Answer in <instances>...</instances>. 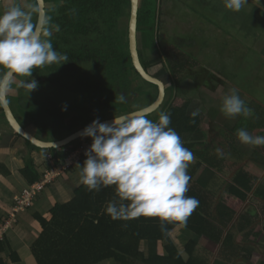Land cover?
<instances>
[{"label": "trees", "instance_id": "16d2710c", "mask_svg": "<svg viewBox=\"0 0 264 264\" xmlns=\"http://www.w3.org/2000/svg\"><path fill=\"white\" fill-rule=\"evenodd\" d=\"M110 1L113 4L116 2L114 0ZM121 1L118 2V10L120 9L119 6L124 3ZM126 4V13H129V1ZM156 5L157 0H144L143 9L140 11L143 14L142 23L144 26H153L156 23ZM262 13L259 10L256 14ZM258 20L260 19L255 17L252 23L254 24L252 26H255V28H259V25L256 23L259 22ZM143 41L146 49H157L154 28L144 30ZM120 49L122 48L120 47ZM128 61L129 53L127 50L121 51L119 56L114 59V63H118L121 66H127ZM152 62L154 64L159 62L158 64L168 72L171 79L177 80V82L179 81L178 76L181 73H184L188 67L194 68L195 66L194 59L190 55H185L183 50L178 48L175 50H164ZM251 82L246 84L245 88H235L240 92L243 91L242 93L248 96V100L243 101L247 107L253 110V115L247 118L241 115V121L234 128L231 135L236 136L239 129H264V101L258 103L255 101V98H252L253 93L249 91ZM190 103V100L180 106L168 103L165 113L170 114L171 123L169 127L179 134L184 147L194 154L196 161L202 159L204 164L209 166V168L222 173L224 167H220V162H223L221 156H218L216 153H202L195 150L196 145L200 143L202 135L200 128L201 119L197 116L192 121L187 116ZM35 119L37 118L32 117L31 121L33 122ZM47 128L46 123L39 125V130L41 131L45 132ZM262 136H264V133ZM20 138L24 141L26 147L33 149V151L36 150L28 141L22 137ZM1 139L0 142L2 141ZM81 144L82 140H78V142L70 144L66 148L50 150L49 154L52 155L55 166H63L69 155ZM18 152L20 151L18 150ZM226 153V151H223V155H226ZM17 156L19 157L20 153ZM22 159L24 168H19L17 174L24 181V184L27 186L26 188H31V186L40 182L46 170L52 168L51 163L48 161L42 164L45 168L41 170L32 158L25 160L22 157ZM70 170L68 169V171L64 172V177L71 172ZM10 175V170L0 163V177L6 179ZM258 179V177L244 169L237 172L232 183L227 186L224 196L217 206L216 213L213 215H204L198 211V207L203 203V198L197 194L198 190L195 187H190L185 195L198 199L199 206L188 218L186 226L166 222L163 231L161 222L157 218L140 217L129 221L112 220L106 213V208L109 201L117 199L114 186L102 187L99 192H90L81 183L74 190V197L67 202L55 204L47 217H43L38 211L34 214L33 221L38 222L41 229L40 234H37V236L33 227L22 223L19 218L20 216L16 214L15 222L12 223L8 230L2 232L0 236V264H5V260L1 256L8 249L11 254L8 256L7 261L9 263L20 262L19 255L10 248L11 243H9L7 236L10 231L20 228V226L28 230V236H30L27 242L38 264H105L112 261L116 264H207L195 255L198 238L206 237L215 244H220L224 234L223 229L231 224L243 204L247 201L250 193L254 192ZM52 184L46 185L39 195L47 194L48 189L52 188ZM256 189L254 195L261 198L264 202V190L260 187ZM23 191L24 188L19 190V194L21 195ZM38 196H36L35 200L25 211L34 207L37 208V206L39 208L36 201ZM14 206L15 200L12 201L11 207L13 208ZM261 209L264 211V205L261 206ZM11 215L12 211L6 212L0 218L1 231L5 228ZM177 226H182L191 235V241L186 244L183 251L171 239V233ZM231 239V236L226 237L222 254L230 255L231 258L238 257L237 250L240 248L233 246V243H229ZM142 243L148 244V257L141 251ZM261 264H264V262Z\"/></svg>", "mask_w": 264, "mask_h": 264}, {"label": "clouds", "instance_id": "9594fccd", "mask_svg": "<svg viewBox=\"0 0 264 264\" xmlns=\"http://www.w3.org/2000/svg\"><path fill=\"white\" fill-rule=\"evenodd\" d=\"M223 2L225 9L233 12H239L247 4V0ZM29 7L31 11L12 6L0 14V99L7 95L14 77H31L35 68L62 65L69 60L67 54L58 53L47 39L53 34L50 27L41 29L44 39L37 35L39 25L32 19L35 6ZM59 30L56 25L55 31ZM21 84L31 91L38 87L34 79L22 80ZM119 101L125 102L123 94ZM221 111L228 118L253 115V110L235 93L224 97ZM199 114L198 108L191 111L192 121ZM170 123V114L161 112L155 122L144 115L115 117L110 124L94 120L84 129L82 136L91 138L92 144L85 152L80 181L90 192L114 186L117 199L109 201L106 208L112 220L157 218L163 231L166 222L186 226L199 206L198 199L185 195L191 179L187 169L195 159L194 154L184 147ZM236 135L244 145L264 146V136H253L245 129L237 130ZM45 151H49L46 158L52 166L46 172L65 166L56 167L50 150ZM215 151L218 156L223 155L222 149Z\"/></svg>", "mask_w": 264, "mask_h": 264}, {"label": "flooded vegetation", "instance_id": "af4514ba", "mask_svg": "<svg viewBox=\"0 0 264 264\" xmlns=\"http://www.w3.org/2000/svg\"><path fill=\"white\" fill-rule=\"evenodd\" d=\"M42 1L44 15L41 18L39 0H0V14H3L4 11L12 6H19L25 11H31L32 9L29 6L34 5L35 11L33 12L32 19L34 24L39 25L37 35L44 39L45 37H43L41 29L44 27H50L53 34L47 39H50L53 47L58 53L67 54L69 57L68 62L64 63L61 61V63H64L62 65H44L33 69L31 77H14L11 80L9 83V91L5 96V99L16 121L19 123L9 103V98L12 94L17 97L19 102V106L17 108L21 111L25 121L27 122L26 124H28V129L34 133H32L34 136L36 134H46L49 137V135L59 134L63 128L62 125H72L73 129L69 133L70 135L55 141H62L63 139L73 134H77L87 127L80 126L75 129V124L81 118L78 119L76 114H74L77 119L72 122L71 120L74 116L69 117V115L73 112L76 113L77 111H81L82 113L83 109V111H85L84 115L87 116V113H94L95 117L92 115L91 117L96 118L99 115L106 116L111 111H123L128 108H132L134 110L140 99L138 93L143 89V86L138 87V85L134 83V67L132 63L130 64L128 61L127 66H121L118 63H114V59L119 56L120 52L127 50L123 45L124 38L122 37L120 27L121 19L127 15L125 8L127 7L126 2L129 0H114L116 1L114 4L111 3L110 0ZM120 1L124 2L126 5L123 3V5L119 6L120 9L118 10L117 5H119L118 2ZM143 2L144 0H140L138 16V45L139 43L142 45V49L139 47L140 60L146 71L153 77L160 79L166 87V97L164 99V103L160 109L153 113V116L156 115L159 117L161 112H165L168 103L180 106L199 94L202 95L201 99H203V101H206L204 99L205 97L212 98L211 101L214 100V102L222 97L227 91V89H223V86L229 84L223 77L227 76L224 70L220 71L214 67L209 70L205 67L204 70L196 71L198 63L194 57L195 55L192 53L189 54L187 50L193 46V41L190 38L175 39L170 47H161L159 41H161L163 31L162 24L164 21L162 18H164L165 15L163 9L164 0H157L156 23L153 26H144L142 23L143 14H141L140 11L143 9ZM176 15L178 14H175V16ZM83 20L84 22L81 23ZM101 23L103 29H100ZM56 25H58L60 29L58 32L55 31ZM152 28L155 29V44L157 49H146L143 41L144 30H151ZM120 47L122 48L120 49L121 51L119 50ZM177 48L182 49L185 55H190L195 61V66L194 68L188 67L184 73H181L178 76V82L177 80L174 81L171 79L169 74H167L169 78L168 86L165 79L162 76H158L161 69H163L160 68L161 65L158 64L159 62L154 64L152 61H146L141 50H155L158 55H160L164 52V50H175ZM142 60H144V63ZM150 62L152 63L148 65ZM154 69L158 71L156 74H152L151 72ZM221 72H223V75H221ZM135 75L139 77L137 73H135ZM27 79L29 81L32 79L36 80L38 87L33 91L23 87L21 81ZM69 83L70 85L75 84L76 88L79 89V92H77L76 89H72L67 86ZM151 86L154 88L152 90H155L156 92L154 99L151 98L148 105L146 104L141 109H137L133 112L141 111L157 101L159 97L158 87L153 85ZM135 87L137 88L135 89ZM187 87H191L190 92L192 94L188 95L185 93ZM56 89H58L60 93H58V91L56 92ZM66 89H69L68 93H66ZM149 90L146 92L147 94L151 95L154 93ZM180 92L183 94H180ZM79 94L83 97L86 95H89L90 97L87 99L86 97L84 98L85 101L82 103L83 105L81 107L66 111L55 109L57 103L64 101V98L72 101ZM121 94L125 96V102L123 103L119 101ZM58 97L59 100H57ZM11 98L14 97L11 96ZM132 99L134 100L130 102ZM167 99H169V102ZM77 100L78 99L74 100V102ZM5 114L6 113L0 99V133L7 128L8 130H11L9 127L10 125L7 123ZM32 117L37 119L32 122ZM56 118H59L62 121L55 126L51 123V120ZM42 123H46L48 127L45 132L39 130V125ZM22 127L27 130L24 126ZM12 137H17L13 143L15 146L21 138L18 135H12ZM75 142L78 141H74L72 144Z\"/></svg>", "mask_w": 264, "mask_h": 264}, {"label": "rangeland", "instance_id": "374dc122", "mask_svg": "<svg viewBox=\"0 0 264 264\" xmlns=\"http://www.w3.org/2000/svg\"><path fill=\"white\" fill-rule=\"evenodd\" d=\"M163 9L165 15L164 18H162L164 21V23L162 24L163 31L161 35V41H159L161 47L163 48L170 47L175 39H179V38L192 39L193 42L192 41L191 42L193 46L187 50L189 54L192 53L193 55H195L194 57L196 58V61L198 63L196 71L204 70L205 67L210 70L212 69V67H214L219 69L220 71L224 70L225 74L227 75L226 77L223 76L226 82L229 83L226 86H223V89L224 88L225 90L227 89L225 93L226 95L225 94L223 95L228 96L235 93L239 95V97L242 100H246V99L248 100V96H246V94H243L242 93L243 91L240 92L239 90H236V88H245V86H247L246 84L252 81L251 85H249V91L250 93H253V96L251 95L252 98H255V101L258 103H262V101H264V34H262L264 33V15H263L264 0H247V4L239 12L226 10L224 7L223 0H164ZM259 10H261L263 13L256 14L257 12H259ZM175 14L178 15L175 16ZM255 17H258L260 19L258 20L259 22H256L257 25H259V28H255V26H252L254 25L252 23L255 20ZM126 20L127 18L125 16L124 18L121 19V22H123L125 28H126ZM100 29H103L102 23L100 24ZM124 42H126L125 39ZM139 45H140L139 46L140 49H142L141 43H139ZM141 51L146 61H154L159 56L155 50L152 51L141 50ZM142 61L144 63V60ZM155 69L151 71L152 74H156V72H158ZM221 73L220 74L223 75V72ZM167 74L168 72L165 69H161L158 76L160 77L162 76L165 79L167 85L169 86V81H168L169 78ZM134 78H133L135 80L134 83L137 84L138 87L143 86L142 87L143 89L140 90V92L138 93L140 99L137 104V107L134 110L132 108H128L123 111H111L106 116L99 115L96 118L91 117V115L95 117L94 113L92 114L87 113V117H85L86 116L85 115L84 117H82V119L79 120V126L81 127L88 126L91 124L92 121L97 119L100 122L107 119H111L112 114H117V113L129 114L133 111H136L137 109H141L146 104L148 105L151 101V98L154 99V97L156 96L155 90L154 91L152 90L154 88L145 81H143L138 76L134 75ZM67 86L71 87L72 89L74 88L77 90V92H79V89L76 88L75 84L70 85L69 83ZM136 88L137 87H135V89ZM148 90L151 92L153 91L154 93L151 95L147 94L146 92ZM190 90L191 87H187L185 93H187L188 95L192 94ZM57 91L58 93H60L58 89H56V92ZM68 92L69 89H66V93ZM180 94L183 93L180 92ZM11 96H13L14 98H11ZM11 96L9 98V103L12 107L14 115L16 116V118L18 119L19 123L22 126L27 128V130L30 133H33L31 132L30 129H28V124H26L27 122L25 121L24 116L22 115L19 108H17L19 106L17 97L14 94H12ZM85 97L86 99L90 98L89 95L88 96L86 95ZM85 97L79 94L72 101H69V99L66 100L64 98V101H60L59 103H57L55 109H60L61 111L76 109L77 107H81L83 105L82 103L85 101L84 100ZM201 97L202 95L199 94L196 95L194 98H192L194 99L193 104L196 105V107L199 110H201L204 104H202L201 102L198 103L196 101H198L197 99H200L202 101L203 99H201ZM76 99L78 100L74 102V100ZM249 99L251 98L249 97ZM57 100H59V97L57 98ZM167 101L169 102V99H167ZM207 103L210 106L214 104L213 106L218 107V109L221 111L223 100L222 99L218 100L217 103H215L214 100L212 101L208 100ZM209 105H206L208 109H209ZM82 113L85 114V111H83V109H82ZM208 113L209 111L208 112L206 111V113L203 114L201 110L199 115L201 116L202 114L203 118H206L205 116H208ZM74 114L75 113L70 114L69 117L74 116ZM222 114L223 112H221V115ZM223 116L225 118L221 119V123L223 121L225 122L228 118L224 114ZM79 117L80 115L77 116L78 119ZM154 117H155L154 122L158 121V117L157 116ZM77 118L76 116H74V118L71 121L72 122L76 121ZM234 119L235 121H239L238 120L239 116L234 117ZM61 121L62 120H60L59 118H56L54 120H51V123L56 126ZM208 122H210L209 119ZM208 125H210V123H208ZM62 127L63 128L59 134L49 135V137L46 134H42V135L39 134L37 137L44 141L60 140L63 137L70 135L69 133L73 129L72 125L71 126L62 125ZM216 128L220 132L222 130H227L229 127L227 128L226 126H223L220 128L216 126ZM213 130L214 129H212V131ZM231 133H233V131ZM4 139L5 138H3V140ZM89 140H91V138L84 137L82 139V143L87 142ZM11 141L12 140H10L9 142L11 143L12 146L14 140L12 142ZM216 142H217V138L213 136L209 143H213V145H215ZM15 146L19 149L22 147L24 148L26 147L22 139H20L17 142V145ZM217 147L220 146L219 145L214 146V148ZM247 151L248 153L250 152L248 149ZM259 151L260 152L258 153L260 154L257 155L258 158L256 155L254 156V158H257L258 160L264 157V153L262 152V150ZM35 152L41 153L42 154L41 156L43 155L45 156L43 160L37 158L35 164L39 163L41 165L44 164V162H47V158H46L47 151L35 150ZM5 156L6 154L4 155V157ZM21 156L25 158V155L21 154L20 157ZM4 157L2 158V160H5ZM31 158L32 160L35 161L34 157ZM25 160H28V158ZM261 172H263L264 175V169ZM0 186L2 187L1 181H0ZM249 202L252 204V200H249ZM8 212H11L10 208ZM263 218L262 221L264 220ZM262 240L263 239L256 238V240H254L256 243H254L252 239H248V241H244V243L240 242L233 244L237 245L241 249H244L246 253H254L256 249L255 246L259 247V245L261 244L264 246V243H259ZM201 244L203 245V243ZM206 244L209 245V247L208 246L206 247L210 251L209 252L211 254L210 256L217 255L221 250L220 245L218 246L212 243H206ZM253 255L254 257H252L253 259L251 264H261L262 262H264V248L260 249V253H255ZM238 263H239L238 260L234 259L230 264H238ZM239 264H249V262H240Z\"/></svg>", "mask_w": 264, "mask_h": 264}, {"label": "crops", "instance_id": "0c3cea01", "mask_svg": "<svg viewBox=\"0 0 264 264\" xmlns=\"http://www.w3.org/2000/svg\"><path fill=\"white\" fill-rule=\"evenodd\" d=\"M224 97L225 95L217 100L215 99V103H217L218 100H224ZM204 99L206 101H201L200 99H197L198 101H196L198 103L201 102L202 104H204L203 106L201 105L203 114H205L206 111H209V113L208 116L204 115L206 118H203L202 114L201 116L198 115V117H200L201 119L200 128L202 131V135L200 143L196 145L195 150L202 153H216V148H214V146L219 145L220 147L217 148L222 149V152H227L226 155L221 156L223 162H220V167H224V170L222 173L217 172L216 170L209 168V166L204 164L202 159H198L197 161L194 159L187 169V173L191 177L188 187H195V189L198 190L197 194H199V196L203 198V206L201 205L200 207H198V211L202 212L204 215H213L216 213L217 206L224 196L227 186L232 183L234 176L241 169H244L250 174H253L259 178L255 184L254 192L258 187L264 190V175L263 172H261L264 169V157H262L260 160L257 159V155L260 154L258 153L260 152L259 150H262V152L264 153V147H252L242 144L238 140V138L236 139L237 135H231V132L234 130V128L239 125L242 117L239 116V121H235L234 118H227L225 122L223 121L221 123V119L225 118L223 114L221 115L222 111H220L218 107H214V104L210 106L208 103H206L212 98L205 97ZM189 100L191 103L187 110V116L190 117L191 111L193 109H197V107L193 104L194 99L191 98ZM206 105H209V109ZM75 114L76 116L80 115L79 118L81 119L85 116L83 115L84 113H82L81 115V111H77ZM208 119L210 122H208ZM208 123H210V125H208ZM216 126L220 128L226 126L227 128H229L227 129L228 131L222 130L219 132ZM77 127H80L79 121L75 124V129H77ZM212 129L214 130L212 131ZM245 130H247L253 136H262V134L264 133V129L258 128H246ZM8 136L9 137L4 136L5 139H2V141L0 142V163L5 165L11 172L9 178L0 179V181L2 182V187L0 186V218L9 211V208L12 209V201L15 200V197L20 195L19 190H21L22 188L25 189L27 187L24 184V181L17 174L19 168H24L22 156L21 158H19L20 156H17L18 150L20 151L18 152L20 153V155H25L24 159L34 157L35 162L37 158L43 160L45 157L41 156L40 153H36L32 149H28L26 147H22L19 149L14 146V144H12L11 146V143L9 141L14 140V143L17 137H12V135ZM213 136L217 138V142L215 143V145H213V143H209ZM247 149L250 151L249 153ZM5 154L6 156L4 157ZM255 155L257 156V158H254ZM3 157L6 161L2 160ZM84 161L85 160L71 169V172L66 174L65 177L63 175V177L56 179L52 184V188L48 189L47 194H40L37 197L36 201L39 205V208L37 206V208L34 207L28 211L18 214L22 223L33 227L36 236L37 234H40L39 232L41 231V229L38 222L33 221L34 214L38 211L39 214H41L43 217H47L55 204L67 202L74 197V190L81 185L80 172L82 170L81 166H83ZM36 165L41 170L45 168L42 164L40 165L38 163ZM254 192L250 193L247 201L241 207L242 210H239L231 224H229L227 228L223 229V238L220 244H218V246H221V250L217 255L210 256V251L206 247H209V245H207L206 243L215 244L213 241L206 237L198 238L195 255L199 257V259L203 260L207 264H230L234 259H237L239 263L249 262V264H251L253 259L252 257H254L253 254L260 253V249L264 248L262 244L259 245V247L255 246L256 249L254 253H246L245 250L241 248L238 250L236 249L239 256L234 258H231L230 255L227 256L225 254H222L221 251L223 249L224 243H226L225 240L227 236H231L232 238L231 242L229 243H244V241H248V239H252L253 242L256 243L254 241L256 240V238L263 239L259 243H264V220L262 221V218L264 217V211H262L261 209V206L264 205V202L261 198L256 197L254 195ZM249 200H252V204L249 202ZM7 236L9 243H11V247H9L13 252L19 255L20 262L9 263L7 261L8 256L11 254L10 250L8 249L7 252L1 256V258L5 260V264H38L35 256L31 251L30 245L27 242L28 237L30 236H28L27 229H23L20 226V228L10 231ZM171 239L180 248V250L183 251L186 244L191 241V235L182 226H177L171 233ZM201 243H203V245ZM233 246L237 245L233 244ZM141 251L142 253H145L146 257H148L149 251L147 243H142ZM105 264L116 263L112 261Z\"/></svg>", "mask_w": 264, "mask_h": 264}, {"label": "water", "instance_id": "95a60500", "mask_svg": "<svg viewBox=\"0 0 264 264\" xmlns=\"http://www.w3.org/2000/svg\"><path fill=\"white\" fill-rule=\"evenodd\" d=\"M129 1H130V11L125 16L127 18L126 28L124 27L123 22H121V27H120V30L122 32V37L126 40V44H123V45L127 49V52L129 53V62L130 64L132 63L134 67L133 74L135 75V73H137L143 81H145L146 83L150 85L158 87L159 97L157 101H155L152 105L146 107L145 109H142L141 111L124 114V115H121L119 113L112 114L111 119L101 121V123L110 124L115 117H131V116H136V115H144L148 117V119L154 121L155 117L153 116V113H155L158 109H160V107H162L164 103V99L166 97V87L164 83L160 79L150 75L146 71L143 64L141 63L140 55H139V45H138V16H139L140 0H129ZM39 2H40V11H41V18H42L44 15L43 1L39 0ZM133 100L134 99L130 100V102H132ZM1 102H2V106L6 113L5 115L7 118V123L10 125L9 127L11 128V130H8V128L6 130H3L0 134V139L4 136L15 134V135L22 137L26 141H28L29 144L33 146V148H35L36 150H59L63 147L68 146L74 141H78L84 138L82 136V133L84 130H82L78 132L77 134H73L63 139L62 141L50 142V141L41 140L37 137L38 134L34 136L32 133L25 130L16 121L5 98L1 99Z\"/></svg>", "mask_w": 264, "mask_h": 264}, {"label": "built area", "instance_id": "2783aa9c", "mask_svg": "<svg viewBox=\"0 0 264 264\" xmlns=\"http://www.w3.org/2000/svg\"><path fill=\"white\" fill-rule=\"evenodd\" d=\"M91 144L92 139L82 143L77 148V150L66 160L65 166L62 167L61 170L47 171L44 179L40 183H36L35 185L31 186V188H25L21 195L15 197V206L11 209V218L6 223L5 228L2 231L0 230V236L2 235V232L8 230L11 227L12 223L15 222L16 214L24 212L47 184L52 183L54 179L58 177L63 171L67 170L69 167L81 162L86 158L85 152L90 148Z\"/></svg>", "mask_w": 264, "mask_h": 264}]
</instances>
